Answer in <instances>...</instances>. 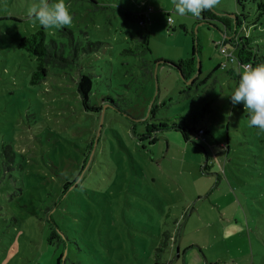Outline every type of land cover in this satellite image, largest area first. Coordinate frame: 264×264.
Segmentation results:
<instances>
[{"label": "rangeland", "instance_id": "rangeland-1", "mask_svg": "<svg viewBox=\"0 0 264 264\" xmlns=\"http://www.w3.org/2000/svg\"><path fill=\"white\" fill-rule=\"evenodd\" d=\"M34 2L0 0V264H56L63 246L61 264H264V132L231 102L238 82L219 65L232 51L215 45L225 26L180 16L172 0H65L73 23L45 29L47 42L78 57L32 84L37 62L18 43L41 27ZM256 2L212 12L253 20ZM194 44L200 73L185 83L173 63ZM80 73L100 111L84 109ZM181 116L207 132L185 141ZM161 123L154 144L142 139ZM53 224L66 246L48 241ZM177 228L171 248L163 235Z\"/></svg>", "mask_w": 264, "mask_h": 264}, {"label": "trees", "instance_id": "trees-1", "mask_svg": "<svg viewBox=\"0 0 264 264\" xmlns=\"http://www.w3.org/2000/svg\"><path fill=\"white\" fill-rule=\"evenodd\" d=\"M245 1L246 0H236L237 5L242 9L243 12L245 10V4H244ZM146 15L147 14L145 12L136 13L135 17L138 19L140 26L145 27L148 25L147 23L149 21ZM235 16H236L235 19H233L225 15L215 14L212 11H204L202 15L197 19L201 18L202 23H208L209 20H218L225 26L228 33L227 32L224 33L226 37L222 38L219 41V43L221 44V46L227 47L230 51H232L231 56L236 57V59L239 61L238 63L239 68L236 69L234 67V64L231 63V58H228V61L232 64V66L229 69L227 68V66H221V65H219V68L221 70L223 69L228 70V72L232 75L231 77L233 79H236L237 82H239L240 65L252 64L253 66H255L256 64L264 62V52H262V49L260 48L261 47L260 38L264 37V0H260V2L256 4V15L253 20L246 19L245 15H242V18L238 14H235ZM46 36L47 33L45 29L41 26L35 32L29 34L28 36L22 37L18 43V48L26 51L28 55L33 57L37 62V67L35 71L32 73V77H31L32 84H38L46 78L47 73L49 71V66H54L60 69H66L71 64H74L76 62V58L78 57L76 53L66 55L65 49L62 46H59L54 40L47 42ZM68 36L71 45H73L72 33L70 31H68ZM132 39L135 42H138V45L144 48V50H147L146 47L147 34H142V33L141 35L133 34ZM74 49L77 50L76 44L74 45ZM126 52H132V51L127 50ZM198 55H199V48L194 44L192 48V54L190 57L179 60L177 63H173V66L177 71H179L185 83L188 80H190L191 77H193L196 73L197 70L196 56ZM197 79L198 78H195L194 82ZM92 84L93 81L91 80V77L89 75L80 73L78 80L76 82V92L84 109H91V110L94 109L100 111L101 108L95 109L89 106V98L92 92ZM187 120L188 119L181 116L180 121L183 123V125L181 124L179 126L176 125L174 126L176 130L180 131L185 141H188L189 138H191L192 134H197L198 136H200L199 132L202 133L201 135H204L207 132L205 130L196 127L197 120L195 117H193L192 121L188 120V122H190L191 125L188 124ZM165 128H167V125L163 123L158 125H152V127L147 126L146 127L147 134L144 137H142V139L147 138L149 143L152 145L157 140V137L155 135L152 136V133L155 134L157 130H164ZM93 144H94V140L89 145L88 151L92 149ZM207 168H208V164H206L203 167V171L205 172ZM71 186L72 183L68 181H66L62 185L61 197L68 191V189ZM188 212L185 214V216L188 214ZM176 227H180L179 222L176 224ZM179 236H180V230L178 228L172 233V235H168V233H164L163 243L166 245L168 244L169 241L170 242L169 245L171 246V248H174V246L178 242ZM52 240H56L57 242H62L66 246V242H65L66 238L61 237V235L58 233V228L55 224H53L51 233L48 237V241L51 244H53ZM62 250L63 251L60 253V255L57 258L56 264H61L62 262V257L64 256V246ZM154 264H159V263L156 261V263ZM207 264H211V263H207Z\"/></svg>", "mask_w": 264, "mask_h": 264}, {"label": "clouds", "instance_id": "clouds-1", "mask_svg": "<svg viewBox=\"0 0 264 264\" xmlns=\"http://www.w3.org/2000/svg\"><path fill=\"white\" fill-rule=\"evenodd\" d=\"M172 4L178 15L190 14L192 17L199 18L204 11L216 9L220 0H172ZM70 7L65 0H55V2L35 0L28 9V15L46 30L59 29L73 23ZM225 37L223 33V38ZM215 45L221 53H224V46L220 43H215ZM230 55L228 58H231V63L238 64L236 57H230ZM230 98L234 105L243 104L244 109L249 113V127L258 128L264 132V62L255 66L240 65L238 86Z\"/></svg>", "mask_w": 264, "mask_h": 264}, {"label": "water", "instance_id": "water-1", "mask_svg": "<svg viewBox=\"0 0 264 264\" xmlns=\"http://www.w3.org/2000/svg\"><path fill=\"white\" fill-rule=\"evenodd\" d=\"M228 17L235 19L236 16H235V14H232V15H229ZM196 67H197L196 74L190 80H188L186 83H191L199 75V73H200V61L199 60H197V66Z\"/></svg>", "mask_w": 264, "mask_h": 264}, {"label": "crops", "instance_id": "crops-1", "mask_svg": "<svg viewBox=\"0 0 264 264\" xmlns=\"http://www.w3.org/2000/svg\"><path fill=\"white\" fill-rule=\"evenodd\" d=\"M187 207H189V205H186V207L185 208H187ZM187 210V209H186ZM208 262H206L205 264H207Z\"/></svg>", "mask_w": 264, "mask_h": 264}, {"label": "built area", "instance_id": "built-area-1", "mask_svg": "<svg viewBox=\"0 0 264 264\" xmlns=\"http://www.w3.org/2000/svg\"><path fill=\"white\" fill-rule=\"evenodd\" d=\"M230 57H232V56L230 55Z\"/></svg>", "mask_w": 264, "mask_h": 264}, {"label": "flooded vegetation", "instance_id": "flooded-vegetation-1", "mask_svg": "<svg viewBox=\"0 0 264 264\" xmlns=\"http://www.w3.org/2000/svg\"><path fill=\"white\" fill-rule=\"evenodd\" d=\"M197 72V71H196ZM196 74V73H195Z\"/></svg>", "mask_w": 264, "mask_h": 264}]
</instances>
